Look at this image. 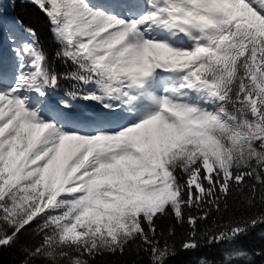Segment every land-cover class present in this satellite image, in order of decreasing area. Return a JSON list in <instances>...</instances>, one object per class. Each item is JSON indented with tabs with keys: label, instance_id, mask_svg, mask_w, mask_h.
<instances>
[{
	"label": "snow or ice",
	"instance_id": "1",
	"mask_svg": "<svg viewBox=\"0 0 264 264\" xmlns=\"http://www.w3.org/2000/svg\"><path fill=\"white\" fill-rule=\"evenodd\" d=\"M23 2L65 71L0 0V256L264 264V0ZM234 192L248 210L202 231Z\"/></svg>",
	"mask_w": 264,
	"mask_h": 264
},
{
	"label": "trees",
	"instance_id": "2",
	"mask_svg": "<svg viewBox=\"0 0 264 264\" xmlns=\"http://www.w3.org/2000/svg\"><path fill=\"white\" fill-rule=\"evenodd\" d=\"M3 2L8 5L5 15H15L19 20L24 22L25 26L35 28L39 35L40 43L48 52L54 66L59 71H65V66L54 59V53L59 46L56 44L51 32L49 31L47 18L44 14L33 5L23 2V0H3ZM13 4L15 5L14 7L12 6ZM70 86V83L66 81L63 83L60 91L64 92L70 89ZM246 210L248 209H246L243 197L239 193L234 192V194L227 199V202L222 204L221 212H213L207 222H202L200 224V228L203 231L215 223H224L229 217L233 215H240ZM158 224L160 229L165 233L166 238L168 237L170 229L174 231L175 235L171 237L170 242H174L176 246L179 247L188 229V225L186 223L181 225L172 217L161 219L158 221ZM262 242H264V230H257L255 237L246 243L258 246ZM219 251L220 249L204 248L200 252L194 254L181 252L170 262V264H193L197 256L206 255L209 258H213L218 256ZM0 264H19V258L5 250L3 255L0 256ZM92 264H144V262L141 257L136 255L135 247L133 246V248H130L123 255L118 253H103L97 255L92 260Z\"/></svg>",
	"mask_w": 264,
	"mask_h": 264
},
{
	"label": "rangeland",
	"instance_id": "3",
	"mask_svg": "<svg viewBox=\"0 0 264 264\" xmlns=\"http://www.w3.org/2000/svg\"><path fill=\"white\" fill-rule=\"evenodd\" d=\"M8 18L11 19L12 17L9 16ZM84 106H85L86 108H88V109H89L90 107H93V106L90 105V102L84 103Z\"/></svg>",
	"mask_w": 264,
	"mask_h": 264
},
{
	"label": "bare ground",
	"instance_id": "4",
	"mask_svg": "<svg viewBox=\"0 0 264 264\" xmlns=\"http://www.w3.org/2000/svg\"><path fill=\"white\" fill-rule=\"evenodd\" d=\"M10 17H12V18H15V17H13V16H10ZM94 107V106H93ZM93 107H90L88 110H89V112L92 110V108ZM87 114V113H86Z\"/></svg>",
	"mask_w": 264,
	"mask_h": 264
}]
</instances>
